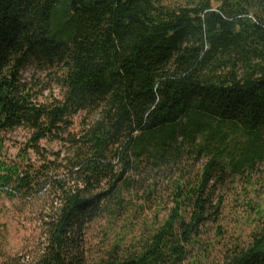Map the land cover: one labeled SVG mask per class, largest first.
<instances>
[{"label":"trees","instance_id":"16d2710c","mask_svg":"<svg viewBox=\"0 0 264 264\" xmlns=\"http://www.w3.org/2000/svg\"><path fill=\"white\" fill-rule=\"evenodd\" d=\"M29 65L55 69L63 97L35 92ZM208 120L250 139L233 170L263 159L264 0H0V201L30 207L42 230L32 259L4 264H90L102 219L120 233L97 264H202L224 167L214 157L200 180H164ZM17 129L29 139L9 160ZM226 264H264V235Z\"/></svg>","mask_w":264,"mask_h":264},{"label":"rangeland","instance_id":"374dc122","mask_svg":"<svg viewBox=\"0 0 264 264\" xmlns=\"http://www.w3.org/2000/svg\"><path fill=\"white\" fill-rule=\"evenodd\" d=\"M170 1L186 4L188 0ZM22 76L23 80L30 83L34 91L44 98L63 97L55 69L42 70L35 65H29L23 70ZM207 123L212 125V129L200 133L193 146L188 141L185 142L184 152L178 163L167 173L164 185L169 184L168 178L178 176L187 182L200 180L206 164L214 157L217 158L216 165L224 167L223 178L217 167L210 182L211 186L216 184L217 188L212 195L214 207L210 220L203 229L204 247H198L194 252L200 256L205 254L206 258H202V264H226L230 250L236 246L248 247L256 238H262L264 235V129L261 131L263 159L257 162L253 169L234 171L233 167L242 160V154L251 143L250 139L242 132H233L229 124L219 127L217 121L208 120ZM209 135H212V138L207 140ZM225 136L227 147L221 150L218 146L220 139ZM28 139L29 134L24 129L7 134L4 155L9 160H15ZM181 141L180 137L179 142ZM42 146L49 151L59 150L55 143L43 142ZM202 147L203 151L199 153ZM29 159L34 163L37 160L31 152ZM219 202L221 205L218 215L213 219L215 206ZM32 211L30 207H23L16 200L11 201L4 197L0 201V264L16 256L32 259L38 252L42 230ZM107 222V219L99 220L87 231L86 251L90 264L99 263L107 255L120 233V228L111 229ZM136 234L139 236V233ZM131 243L129 236L122 248L129 249ZM191 257L192 255L188 258L189 261Z\"/></svg>","mask_w":264,"mask_h":264}]
</instances>
